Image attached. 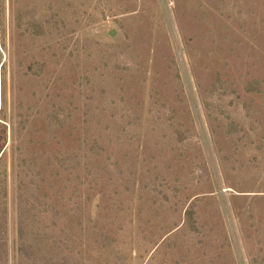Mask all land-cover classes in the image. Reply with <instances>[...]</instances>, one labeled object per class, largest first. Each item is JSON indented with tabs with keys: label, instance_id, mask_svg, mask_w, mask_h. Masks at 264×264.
<instances>
[{
	"label": "rangeland",
	"instance_id": "rangeland-1",
	"mask_svg": "<svg viewBox=\"0 0 264 264\" xmlns=\"http://www.w3.org/2000/svg\"><path fill=\"white\" fill-rule=\"evenodd\" d=\"M0 264H264V0H0Z\"/></svg>",
	"mask_w": 264,
	"mask_h": 264
}]
</instances>
